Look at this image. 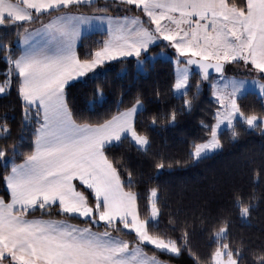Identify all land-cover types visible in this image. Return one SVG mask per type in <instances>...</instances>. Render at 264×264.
I'll list each match as a JSON object with an SVG mask.
<instances>
[{
  "label": "snow or ice",
  "instance_id": "1",
  "mask_svg": "<svg viewBox=\"0 0 264 264\" xmlns=\"http://www.w3.org/2000/svg\"><path fill=\"white\" fill-rule=\"evenodd\" d=\"M94 23L103 37L78 53L82 26ZM0 25L14 27L0 43L7 63L0 97L14 92L22 114L15 132L7 120L0 123V137H8L0 139V264H166L157 253H187L191 264H264V241L257 247L231 238V209L250 218L255 196L236 190L231 208L201 213L209 244L201 256L193 251L188 221L173 218L187 212H173L166 186L153 181L162 169L194 165L250 133L264 137V100L260 107L242 103L249 82L264 97V0H0ZM157 45L162 54L165 48L175 52L169 57L177 70L165 89L157 82L125 96L117 84L114 110L110 105L95 116L73 114L65 91L70 80L132 56L147 71L146 57L156 55L151 50ZM205 86L215 102L195 116L202 134L189 137L180 125L194 117ZM99 94L107 93L98 83L92 95ZM26 122L30 147L22 137ZM161 128L186 139V159L152 151L153 131ZM125 139L151 162L149 169L134 170L123 154L105 151L106 144ZM262 170L264 159L254 181ZM166 205L172 230L154 233ZM53 209L81 223L52 219Z\"/></svg>",
  "mask_w": 264,
  "mask_h": 264
},
{
  "label": "trees",
  "instance_id": "2",
  "mask_svg": "<svg viewBox=\"0 0 264 264\" xmlns=\"http://www.w3.org/2000/svg\"><path fill=\"white\" fill-rule=\"evenodd\" d=\"M103 1V0H102ZM104 2V1H103ZM100 2V3H103ZM38 22V21H37ZM14 31L13 26L0 25V43L7 39ZM103 32H93L82 37L77 52L83 54L87 44L101 39ZM156 55L159 52V45L151 50ZM149 54L146 57L148 62V70L145 71L143 65L136 63L135 56L123 61L122 64L109 62L102 68L103 72L97 75L84 76L74 80L66 85L65 91L69 107L76 116L90 115L95 116L104 112L110 105L115 109L118 95L114 94L113 89L117 84L123 85L125 96L130 91L134 92L137 88H143L149 91L151 87L159 82L161 89L167 87V81L175 75L174 63L170 66V59ZM7 63L0 58V81L4 79L3 72L6 71ZM198 75V69L192 72L191 79L195 81ZM104 85L107 94L92 95L95 92L96 84ZM167 95V93H166ZM88 97V102L86 98ZM17 100L16 109L13 107V99ZM127 100V98H126ZM263 97L255 91H249L244 95L242 103L245 106H262ZM175 102L179 103V97L175 98ZM215 99L210 95L207 86L201 91V99L194 117L182 119L181 129L184 130L189 137L199 136L202 134L198 123V116L201 110H210ZM124 106H127V102ZM21 112L18 104V97L13 92L12 97H0V123L7 120L11 125V130L15 132ZM3 134L0 133V136ZM22 137L25 138L24 146L30 147L31 124L26 122ZM153 148L152 151L164 152L171 158H187L188 144L184 137L171 128H161L153 131ZM7 140L8 137H0ZM3 141L0 140V143ZM105 151L113 156L119 157L123 154L124 163L132 169L143 168L145 170L151 167V162L138 153L134 146L129 145V141L125 139L122 143H112L105 146ZM13 157H9L11 160ZM18 158V157H16ZM264 159V137L258 132L250 133L235 143L226 144L222 151L210 154L194 165L176 169H162L160 173L153 177L154 182H159L166 186L167 192L164 194L167 203L171 205L173 212L177 207H181L187 212H181L173 217L179 223L188 221L189 230L191 232V244L193 251L204 256L209 250L206 233L201 231L200 222L203 219L202 212L214 211L220 208H231V193L242 189L246 198L248 195L256 197L250 218L242 217L239 210L231 209V238L239 244L241 239L246 244L259 247L264 241V170L260 173L258 181L253 180V172L261 164ZM3 162H0V168H3ZM151 171L145 172V176H150ZM146 182H141L137 188L143 192ZM0 195H3L0 189ZM145 200L147 193H143ZM141 200V218L145 214L144 203ZM150 214V207L147 209ZM35 215H40L39 211ZM51 217H58L55 210L51 212ZM76 223L79 220L70 219ZM172 230L170 222V214L166 205L164 214L160 218L159 226L153 227L154 233H163L168 235ZM179 231V229H177ZM147 253L152 254L149 249H144ZM159 259L171 264H191L192 257L187 253L178 257H170L167 255L159 256ZM251 260V256L245 257Z\"/></svg>",
  "mask_w": 264,
  "mask_h": 264
},
{
  "label": "crops",
  "instance_id": "3",
  "mask_svg": "<svg viewBox=\"0 0 264 264\" xmlns=\"http://www.w3.org/2000/svg\"><path fill=\"white\" fill-rule=\"evenodd\" d=\"M17 2H19V0H17ZM105 27H106V25H105ZM99 31H102V30L98 27V25H97L96 23H94L93 26H92L91 28H88L87 26H82V28H81L82 37L85 36V35H87V34H90V33H93V32H99ZM37 39H39V38H37ZM80 40H81V38L78 39V41H77V47H78V44H79ZM34 43H35V41H34ZM40 43L43 44L44 41L41 40ZM107 63H109V62H107ZM105 64H106V63H105ZM105 64H103V65H99V66H97L95 69H97V68H101V69H102V68L104 67ZM95 69L89 71V72L86 73L84 76H88V75H90L92 72L95 71ZM84 76L77 77V78H75V79H73V80H70L67 84H69L70 82H72V81H74V80H77V79H79V78H82V77H84ZM67 84H66V85H67ZM0 95H2V94H0ZM114 143H115V142H114ZM106 145H109V144H106ZM106 145H105V146H106ZM38 216H39V215H38ZM45 218H49V217L46 216ZM50 218H52V219H59V218H57V217H50ZM63 219L68 220L69 223H76V222L71 221L70 219H67V218H63ZM77 224H78V223H77ZM144 251H145V250H144ZM145 252H146V251H145ZM147 254H148V256H151V255H152V254H149V253H147ZM166 264H171V263L166 262Z\"/></svg>",
  "mask_w": 264,
  "mask_h": 264
},
{
  "label": "rangeland",
  "instance_id": "4",
  "mask_svg": "<svg viewBox=\"0 0 264 264\" xmlns=\"http://www.w3.org/2000/svg\"><path fill=\"white\" fill-rule=\"evenodd\" d=\"M104 1V0H103ZM102 0H99V2H103ZM99 32H102V31H99ZM82 39V38H81ZM164 53L162 54L160 51L158 52V54L156 55V57L157 56H160V57H163V58H165V59H170V57L169 56H173V55H175V52H174V50L173 49H171V48H165L164 49ZM167 53V54H166ZM174 68H175V72H176V65L174 64ZM196 67L195 66H192V70H191V73L194 71V69H195ZM241 71H243V70H241ZM103 72V70L101 69V68H97V69H95V71L94 72H92L89 76H92V75H97L98 73H102ZM214 76L216 75V74H213ZM249 91H255V92H257L259 95H260V93H259V88H257L256 87V85H254V84H252L251 82H249V84H248V87H247V90H246V93L247 92H249ZM261 96V95H260ZM214 98V97H213ZM264 98V97H263ZM215 99V98H214Z\"/></svg>",
  "mask_w": 264,
  "mask_h": 264
},
{
  "label": "water",
  "instance_id": "5",
  "mask_svg": "<svg viewBox=\"0 0 264 264\" xmlns=\"http://www.w3.org/2000/svg\"><path fill=\"white\" fill-rule=\"evenodd\" d=\"M196 67V66H195ZM214 74V73H213Z\"/></svg>",
  "mask_w": 264,
  "mask_h": 264
}]
</instances>
